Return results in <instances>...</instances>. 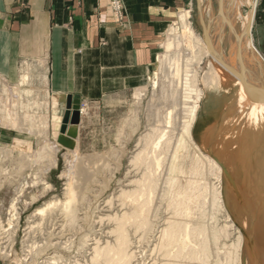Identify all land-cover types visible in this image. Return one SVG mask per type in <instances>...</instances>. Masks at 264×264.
<instances>
[{
  "label": "bare ground",
  "instance_id": "obj_1",
  "mask_svg": "<svg viewBox=\"0 0 264 264\" xmlns=\"http://www.w3.org/2000/svg\"><path fill=\"white\" fill-rule=\"evenodd\" d=\"M201 1L199 0V3ZM257 1L219 0L218 16L213 19L216 25L214 32L205 29V34H198L191 22V11L188 10L179 14L178 24L169 27L163 46L165 53L158 57V66L162 73L167 65L171 71L172 79H168V84H163L162 90H166L170 85L176 86V90L167 97L165 106L159 111L158 125L149 129L138 140L130 158L131 170L128 172L133 176L127 175L129 178L118 191V204H115L118 205L117 210L111 214L99 215L97 223L102 229L99 228V231L94 232L83 244L82 264H144L142 257L148 252L152 264H264V133H253L252 138L246 134L241 137L240 133H237L233 142L229 124L234 121L229 118L225 124L227 126L217 125L207 132L201 145L195 141V134L193 135L203 96L210 90L219 92L231 76L238 89L236 106L245 116L246 124L254 132L262 130L264 126V54L256 46L252 34ZM245 7H250L246 14L243 12ZM200 8L203 11V8ZM185 35L192 46L191 50L183 43ZM180 51H183L185 58V70L182 74L179 73ZM205 58L209 61L206 70H202L203 75H200L201 64ZM152 81L154 80L149 76L147 83ZM26 83L27 78L22 79L21 84ZM153 84L156 85V80ZM50 86L49 75H46L48 98L53 110H56L58 102L64 101L66 96L53 92ZM250 90L257 93H251ZM9 93L3 100L6 116L0 119V126L15 127L20 131L25 130L40 136L44 134L42 129L51 128V123L53 124V141L44 143L34 155L35 158H32L33 163H42L41 168L46 172L57 164V153L62 146L58 142L61 136L59 129L64 113L58 116L56 111L52 118L45 115L37 117L24 110V118L22 117L21 121L24 126L21 128L18 92ZM82 105L80 101L81 118L86 112ZM78 141L76 139L73 143L74 150L67 152L68 157H71L68 163L74 167L73 170L72 165L68 166L71 169L67 171L72 175L81 169L75 166ZM238 141L241 145L237 146ZM212 146L215 150L211 149ZM224 167L233 174L236 189L226 180ZM254 173H258L261 186L254 189L252 182H247L251 191L244 192L241 182L243 179L252 180L251 175ZM79 177L82 178V175ZM71 178L64 192V202L55 200L46 203L30 217L42 215L40 218L44 220L46 215L53 220V212H47L62 205L59 213L69 218V221H74L77 214L74 203L78 198L85 202L88 196L85 197L82 193L88 190V184L76 187ZM213 180L216 182L213 183ZM79 190L81 191L78 192ZM242 192L247 197V204L241 199ZM17 202L18 199L14 198L7 210V223L14 228L13 234L16 229L14 224H17L20 218ZM105 202V207L112 212L113 200ZM2 204L0 228H3L2 210H5ZM162 211H165V215H161ZM239 217L242 218L241 221ZM30 224L29 233L34 227ZM104 224L109 226L104 227ZM2 247L0 246L1 249ZM27 248H24V251ZM31 252L32 249L27 251L26 255L27 258L31 256L30 264L78 263L70 262L71 259L67 260L58 253L49 259L40 256L36 260L37 255L33 257ZM5 253L2 252L1 255H6L8 259L11 254ZM27 258L24 260L22 257L24 262L28 261ZM43 258L45 259L42 260Z\"/></svg>",
  "mask_w": 264,
  "mask_h": 264
},
{
  "label": "rangeland",
  "instance_id": "obj_2",
  "mask_svg": "<svg viewBox=\"0 0 264 264\" xmlns=\"http://www.w3.org/2000/svg\"><path fill=\"white\" fill-rule=\"evenodd\" d=\"M108 1L111 18L113 21H117L119 23L122 22L125 16L123 0H121V3L116 6L114 5L113 0ZM260 3L261 0H258L255 25L252 32L255 44L259 49V43L262 41L259 40L261 26L258 27L260 24V21L258 20V12L261 6ZM206 4H209V6ZM200 7L203 8V11ZM218 9L219 0H202L200 3L199 0H192L191 8L187 10L191 11V22L198 34H205L208 29L210 32L215 31L216 25L214 23L215 21L213 22V19L218 16ZM248 11H250V7H245L243 9L244 14ZM209 15L211 16L209 17ZM178 21L179 19L177 17L172 25L178 24ZM207 26L208 28H206ZM205 29L207 30L205 31ZM166 37L167 36L165 35L163 42L156 53L155 60L151 66V72L149 74L152 80H156V85H152L154 81L148 83L147 85H145L143 81L142 84L132 92L113 95L99 101L98 103L83 102L82 106L86 112L82 117L81 125L78 126L76 138L79 141L77 154L75 155L77 157L75 166L81 168L76 172L77 174H75V172H73L74 175L68 173L69 169L73 168L74 170V167L71 163H68L71 161V157H68L67 152L73 151L75 145L73 148H68L66 146L63 147V145L60 146V150L57 153L56 166L46 172H44L45 170L41 168L43 167L42 163L37 162L36 164L32 162V158H35L34 155L38 152V149H41V146H44L46 142L50 143L48 142L49 140L53 141L54 127L52 123L51 128L42 129L44 130V134L40 136L28 133L25 130L20 131L15 127L4 128L0 126V205L3 203L2 208L5 209L4 211L2 210L3 228H0V246L2 247L3 245V247L2 249L0 248V250L3 254L6 251L7 253L5 254H11L7 259L5 257L6 255H1L2 252L0 251V264H30L32 262L31 256L27 258L26 255L28 254L27 251L29 252L31 249L33 251L31 252V255L33 257L37 255L35 257L36 260H38L40 256L49 259L54 256V254L58 253L67 260L68 258L69 260L71 259L70 262L72 261L75 263V261H77L79 264L84 263V248L82 246L86 241H88V239H90L94 232L99 231L100 224L97 223L99 215L111 214L117 210L118 205L115 204H118L116 198L118 191L123 182L127 180L129 176H133V174L129 175L128 172L131 170L129 167L130 158L133 151H135L138 140L142 135L146 134L149 129L155 128L158 125L159 111L165 106L164 103H166L167 97L169 98L176 90V86L174 87L172 85H170L166 90H162L163 84L167 83L169 78L172 79L170 75V67L168 65L165 70H163V73L159 70L158 66V57L165 53L163 46ZM184 39L185 41H183V43L187 46V49L191 50L192 46L187 40L186 35ZM260 51L263 52L261 49ZM178 58L179 73L182 74L185 70V58L183 51L179 52ZM208 61V58L203 60L200 75H203L202 70H206V64H208ZM19 73L20 75L14 82H9L7 79L6 81L4 77L0 76V119L6 116L3 100H5V97L9 96L10 91L18 92L19 99L17 101L19 102L18 108L20 111L18 116H20L19 119L21 128L24 126V123H21L23 114H25L24 110L26 113L29 111L28 113L35 114L37 117L45 115L52 118L54 116L53 113L56 111L58 116L63 115V113L65 114L67 98L64 101L60 100L58 102L56 110H53L52 104L50 103L51 101L48 98L46 87V59H41V61L39 60L37 63L33 60H22L21 66L19 67ZM24 78H27L28 83L21 84V81ZM227 80V83H225L219 92L211 90L207 91L202 98L201 108L197 116L195 127L193 128V135L195 134L194 139L200 145L202 144L203 137L207 132L217 127V125L219 127L227 126L225 124L229 118L234 121L232 124H229L231 122L228 123L231 125L229 127L231 128L230 133L233 142H235L233 137L237 133H240L241 137L246 134L251 138L253 137V133H264V126L262 130L260 129L255 132L252 128L248 127L245 116L242 115V112L238 111L236 106L238 89L234 85L235 80L232 76L227 78ZM61 126L59 132L61 130ZM76 139L74 142H76ZM44 140L47 141L44 142ZM239 144L241 145V142L238 141L237 146ZM207 145H209V143ZM234 146L236 145L234 144ZM211 149L215 150V147L212 146ZM68 158L69 160H67ZM29 160L31 161L29 162ZM25 161L28 162L25 163ZM68 166H71V168H68ZM81 175L82 178L79 177ZM251 176L252 180L243 179L241 182V188L244 192L251 191L249 186H247V182L251 181L253 185L252 188L254 189L261 186L258 173H254ZM70 178L75 181L74 183L76 187L88 184V190L84 191L82 194H84L85 197L87 195L89 198L86 197V200H84L85 202L78 198V201L74 203L77 208L75 220L69 221V218H65L64 215L59 213L61 210L60 206L62 205H58L57 207L55 206V208L52 207L54 210L52 209L47 212H53V220L48 218V216L46 217V215V219L44 218V220L40 218L42 215H39V217L36 215L31 218L30 216H33L36 213V210L43 207L46 203H50L52 201L54 202L55 200H59L61 203L62 201L64 202V192ZM213 181V183L216 182L215 180ZM224 182H226L225 178ZM80 191L81 190L78 192ZM14 198L18 199L17 208L20 213V218L18 223L14 224L16 229L13 234L14 228L10 227L7 223L9 218L7 210H9L10 202ZM241 199L245 204H247L248 200L243 192L241 193ZM108 200H113L114 210L112 209V212H109L110 209L105 207V201ZM255 200L257 199L255 198ZM162 212L163 213H161V215H165V211ZM30 219L33 222H30ZM239 219L240 221L242 220L241 217H239ZM38 222L40 225L36 224ZM28 224L34 226L30 233L28 231ZM107 226L109 225L104 224V227ZM9 227L11 230H9ZM7 231L11 234H8ZM26 231L29 234L26 233ZM11 236L14 237L12 238ZM27 238L28 240H25ZM24 248H27L25 249L26 251H24ZM24 256L28 259V261L24 262V260H26ZM22 257L25 259L23 260ZM149 257L150 253L148 252L142 257V262L144 264H148L149 262V264H152V259H149Z\"/></svg>",
  "mask_w": 264,
  "mask_h": 264
},
{
  "label": "crops",
  "instance_id": "obj_3",
  "mask_svg": "<svg viewBox=\"0 0 264 264\" xmlns=\"http://www.w3.org/2000/svg\"><path fill=\"white\" fill-rule=\"evenodd\" d=\"M123 3L119 23L111 18L108 0H0V76L14 82L22 60L46 59L52 91L82 103L147 85L169 27L192 0ZM260 4L264 52V0Z\"/></svg>",
  "mask_w": 264,
  "mask_h": 264
},
{
  "label": "water",
  "instance_id": "obj_4",
  "mask_svg": "<svg viewBox=\"0 0 264 264\" xmlns=\"http://www.w3.org/2000/svg\"><path fill=\"white\" fill-rule=\"evenodd\" d=\"M251 93H257L250 90ZM80 100L78 97L68 96L66 101V111L63 116L61 126V136L58 139L60 145L73 148L74 140L77 138V130L80 123ZM225 178L233 189H236V182L233 174L224 167ZM239 195V194H238Z\"/></svg>",
  "mask_w": 264,
  "mask_h": 264
},
{
  "label": "built area",
  "instance_id": "obj_5",
  "mask_svg": "<svg viewBox=\"0 0 264 264\" xmlns=\"http://www.w3.org/2000/svg\"><path fill=\"white\" fill-rule=\"evenodd\" d=\"M114 3H115V6H116V5H118L119 3H121V0H115Z\"/></svg>",
  "mask_w": 264,
  "mask_h": 264
}]
</instances>
